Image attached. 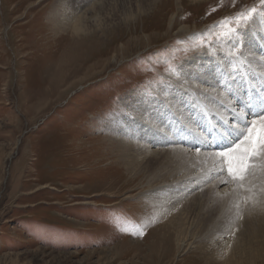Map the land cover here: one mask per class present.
<instances>
[{"label":"rangeland","instance_id":"rangeland-1","mask_svg":"<svg viewBox=\"0 0 264 264\" xmlns=\"http://www.w3.org/2000/svg\"><path fill=\"white\" fill-rule=\"evenodd\" d=\"M97 1L0 0V264H216L212 246L260 234L264 223L259 208L242 206L236 219V197L211 191V162H197L187 129H201L206 114L234 121L217 95L229 80V45L193 42L222 18L264 6L105 0L101 10ZM81 14L90 27L77 37L69 19ZM246 34L255 54L244 47L243 58L260 71L264 41L253 28ZM199 59L214 84L201 79ZM169 61L182 65L179 76L165 71ZM145 143L155 153L139 150ZM172 148L184 158L164 153ZM202 148L200 161L215 151ZM191 161L197 167L183 170ZM183 212L192 224L178 248L171 229ZM140 227L143 236L131 234Z\"/></svg>","mask_w":264,"mask_h":264},{"label":"snow or ice","instance_id":"snow-or-ice-1","mask_svg":"<svg viewBox=\"0 0 264 264\" xmlns=\"http://www.w3.org/2000/svg\"><path fill=\"white\" fill-rule=\"evenodd\" d=\"M260 4L264 6V0H260ZM257 16L264 19V12H258L256 7L242 9L233 16L222 18L193 42V47H203L206 43L223 41L230 48L225 53L228 57L226 66L229 68V80L218 84L223 90L217 95L221 97V104L230 110L234 122L224 121L220 129L189 128L187 131L204 147L211 146V141L216 139L222 142V146L218 145L221 150L203 153V161L199 159L202 155L201 147H196L197 162H211L207 174L214 175L217 184L227 186V190L216 193L217 196L236 197L233 203L236 219L243 218L242 206L251 210L264 209V61L258 65L260 71H256L252 68V61L243 58L244 36L252 24L256 23ZM181 70L182 65L170 61L165 69L172 76H179ZM235 74H239L242 82L248 85L243 92L246 98L239 102V106L234 103L237 98L232 90L236 81ZM160 83L163 84V80ZM114 219L121 231H128L120 227V217ZM152 222H155L154 217ZM142 227L131 234L143 236Z\"/></svg>","mask_w":264,"mask_h":264},{"label":"bare ground","instance_id":"bare-ground-1","mask_svg":"<svg viewBox=\"0 0 264 264\" xmlns=\"http://www.w3.org/2000/svg\"><path fill=\"white\" fill-rule=\"evenodd\" d=\"M112 1L115 0H108V4H110ZM104 2L105 0H98L97 1V6L99 8H104ZM113 3V2H112ZM96 4V3H95ZM107 4V5H108ZM112 6V5H111ZM83 7V6H82ZM94 7V6H93ZM98 8V9H99ZM97 9V10H98ZM105 9V8H104ZM103 9V10H104ZM96 10V8H95ZM138 10H141V8H139ZM128 16L133 17V14L131 13V10L129 9ZM130 14V15H129ZM99 15H100V11H99ZM87 17V16H86ZM86 17L81 14V16L79 17H73L71 19H69L70 23L72 24V32L74 33V35H76L77 37L82 35V34H86L88 32V25H86ZM142 17V16H140ZM100 19V18H99ZM68 21V22H69ZM100 23V22H99ZM99 23H96V25L98 26ZM166 31L167 33H169L170 29L168 27H166ZM251 28H253V34L255 36V39L257 41H264V39H262V37H264V19H261L260 17L257 19L256 23L252 24ZM187 28H180L178 30L175 31V33H182L186 30ZM248 34H245V37H247ZM87 38V37H85ZM245 45V43H244ZM247 52V57H250L251 55H254L255 53H253L251 51V47L250 46H245ZM244 51V50H243ZM258 55V54H257ZM261 57V56H260ZM200 62L202 63H197L195 66L197 67V69L200 68V70H204L206 68H208V70H206L207 72L201 74V79L204 80L205 82L208 81L211 84H214L215 80H210L211 76L209 75V71L210 68L207 65L206 61L204 59H199ZM116 62V61H114ZM204 63V64H203ZM209 64V63H208ZM203 65V66H202ZM205 71V70H204ZM203 72V71H202ZM197 82V81H196ZM203 91V90H202ZM203 93V92H202ZM204 94V93H203ZM209 94V93H208ZM212 95V93H210ZM188 95V94H187ZM184 96V95H183ZM191 96V95H190ZM190 98V97H189ZM183 99V98H182ZM190 100V99H189ZM219 100V99H218ZM185 101V100H184ZM187 101V100H186ZM181 103V102H179ZM219 103V102H218ZM221 109V108H220ZM148 110V109H147ZM163 112V111H162ZM165 112V111H164ZM229 112V111H228ZM224 113V112H222ZM223 115V114H222ZM160 116L157 115L155 117V120ZM204 116V115H203ZM182 117H186L185 113H182ZM219 117V116H218ZM220 118V117H219ZM221 119L224 121V118L221 117ZM220 119V120H221ZM161 121V120H160ZM156 123V122H154ZM158 126L161 127L162 129L165 128V126H162L161 122L158 123ZM169 126V124H168ZM169 130V129H168ZM174 133V132H171ZM158 136V135H157ZM152 137V142H155V138L152 135H146V138ZM169 138H171V136H168ZM199 142V141H197ZM158 144V143H157ZM207 148V147H204ZM141 149V151H145L148 153H155L150 151L151 148H149V144L146 145V143L143 145V147H140L139 150ZM163 151V150H162ZM164 152V151H163ZM174 153V155H177L179 158L182 156L184 158V151H181L179 149H170L166 150L164 153L169 154V153ZM144 153V152H143ZM159 153V152H158ZM173 155V156H174ZM172 156V155H171ZM170 156V157H171ZM142 158V157H141ZM176 158V157H175ZM182 158V159H183ZM170 160V159H169ZM177 160V159H176ZM174 161V159H173ZM179 161V160H177ZM173 165V163H172ZM181 165V164H180ZM175 166V165H174ZM183 170L184 169H193L194 167H197L196 162L195 161H191V164L187 162V164H185V162L182 165ZM194 171V170H193ZM189 172V171H188ZM190 173V172H189ZM157 174V173H156ZM209 179H212L213 182V186L210 188L211 191H214L215 193H223V191L227 190V186L226 185H221V184H217V179L214 175L209 176ZM209 187V186H208ZM220 189V191H219ZM178 194V193H177ZM199 200V199H198ZM197 204V203H196ZM200 204V203H199ZM188 205V204H187ZM198 207V206H197ZM202 207V205H201ZM233 208V207H232ZM235 208V207H234ZM193 213V212H192ZM198 215V214H197ZM204 215V214H203ZM179 218L177 217L176 213L174 215V217L176 218V224L173 226V228L171 230L175 231L177 234V239H176V246L178 248H184L183 246H185V242H186V237L188 234V230H190L191 224L192 222H189L190 219L187 216V213L185 214V212L183 213H179L178 214ZM183 216V217H182ZM173 217V218H174ZM228 217V215H227ZM232 217V216H231ZM213 219V218H212ZM189 220V221H188ZM220 220V219H219ZM226 220V219H225ZM224 220V221H225ZM227 220H229V218H227ZM226 220V221H227ZM260 220L264 223V209H261V214H260ZM196 221V220H195ZM205 221V220H204ZM218 221V220H217ZM225 221V222H226ZM223 224V223H222ZM258 225V223L256 224V226ZM213 227V226H212ZM200 228V227H199ZM199 230V229H198ZM244 230H242L243 232ZM216 232V230H215ZM227 237L225 239H223V244H220L219 246H212V249L209 250L210 248L208 246H204L203 248L206 249L207 251L209 250V253L211 251L217 250L215 252H211L216 254V256H212V260L214 262H216V264H218L217 261H220L221 264H264V232L260 233V234H245V233H241L239 234L238 238L239 240L235 241V240H231L229 241L232 237L234 236H230V238H228V235H226ZM172 238H174L172 236ZM206 238V237H205ZM169 239V238H168ZM173 240V239H172ZM193 240V239H192ZM226 240V242H225ZM199 248V245H198ZM202 248V247H201ZM206 251V252H207ZM211 258V257H210ZM217 260V261H216ZM210 264H213L212 262H210Z\"/></svg>","mask_w":264,"mask_h":264}]
</instances>
